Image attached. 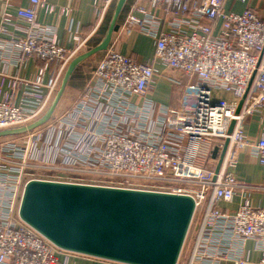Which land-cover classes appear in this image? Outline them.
Masks as SVG:
<instances>
[{
    "label": "built area",
    "instance_id": "obj_1",
    "mask_svg": "<svg viewBox=\"0 0 264 264\" xmlns=\"http://www.w3.org/2000/svg\"><path fill=\"white\" fill-rule=\"evenodd\" d=\"M115 1H94L98 24ZM227 1L148 0L149 6L138 4L124 30L137 27L139 33L154 38L155 61H138L109 48L93 71L88 89L55 121L58 127L44 136L38 134L36 142L26 147L0 150V264H60V255L71 253L19 217L24 186L32 179L190 195L196 203L195 215L212 188L188 264H264V208L251 200L252 193H264V184L241 181L234 173L246 149L264 165V138L249 143L245 134L251 116L259 115L264 123V18L250 7L241 13L226 10ZM29 2L16 15L7 11L1 15L0 34L8 35L16 21L25 26H16L21 34L0 39V54L10 49L19 65L29 58L44 65L35 79L11 78L6 92L0 85V131L27 127L41 118L67 65L88 41L77 35L72 46H64L55 30L38 20L40 8L52 11V7L46 0ZM162 21L168 32L158 29ZM228 46L242 48L230 53V59L248 68L241 83L237 71L212 66ZM181 47L190 49L189 53L181 54ZM53 64L57 69L45 81ZM159 64L188 77L178 108L156 109L147 99L141 104L133 102L136 97H147L155 77L161 75ZM34 131L19 136L31 140ZM29 171L32 176L25 181ZM236 198L241 200L236 212L219 207ZM248 241H254L260 252L256 261L246 252Z\"/></svg>",
    "mask_w": 264,
    "mask_h": 264
},
{
    "label": "water",
    "instance_id": "obj_2",
    "mask_svg": "<svg viewBox=\"0 0 264 264\" xmlns=\"http://www.w3.org/2000/svg\"><path fill=\"white\" fill-rule=\"evenodd\" d=\"M126 1H117L103 40L70 62L44 116L27 127L0 131V137L31 132L50 120L76 67L108 49ZM228 142L219 155L216 174ZM211 191L209 188L182 264H188ZM195 212L190 195L39 179L26 182L18 209L23 222L59 249L123 264H179Z\"/></svg>",
    "mask_w": 264,
    "mask_h": 264
},
{
    "label": "crops",
    "instance_id": "obj_3",
    "mask_svg": "<svg viewBox=\"0 0 264 264\" xmlns=\"http://www.w3.org/2000/svg\"><path fill=\"white\" fill-rule=\"evenodd\" d=\"M94 1L95 0H46V5L51 6L52 11L48 10L46 7L40 8L38 10V20L43 26L55 30L57 37L66 47L72 46L74 37L77 35L88 39L87 43L89 48L95 47L103 40L112 16L109 17V14L106 13L104 19L98 24L94 12ZM117 1L118 0H116L112 6H116ZM142 2H144L146 6H149L148 0L126 1L118 18L117 26L108 49L115 48L121 54L138 61L154 62L157 51L154 38L139 33L137 27H131L129 29V34H126L124 30L128 16L132 13L134 8ZM29 6V0H0V17L6 11L16 15L18 8ZM247 7L254 9L264 18V0H249L245 3L237 2L235 4L229 0L225 4L226 10L234 8L239 13ZM15 24L20 28L25 26V23L22 21H16ZM16 26H10L8 28V35L0 34V39H9L11 35L21 34ZM167 28L165 24L163 29L165 30ZM189 50L188 48L181 47L179 52L181 54H187ZM241 50L242 48L239 46L238 48H230V46H228L220 52L216 62H212V66L220 71H230V69L237 71L236 78L238 83L243 81L248 68L246 64H242L239 60L234 58L230 59V53L234 55V53H238ZM105 53V51L97 53L76 67L52 114V118L54 117L56 119L64 116L67 110H69L75 101L82 95L87 84L89 85L92 82V74L89 75L90 69H88V67H90L88 66L90 65L89 61L91 62L92 59L99 60L100 55H104ZM16 57L15 53L10 49L4 50V52L0 54V85L3 84L4 92L8 91V84L11 78L35 79L39 69L44 65L42 61L36 58H29L26 64L19 65L17 64ZM157 68L161 75H158L159 78L154 82L147 97L144 99L136 97L133 99V102L141 104L143 100L147 99L154 104L156 109L161 106L178 108L181 93L176 83L180 82L184 85L188 82V77L177 70L165 68L160 64L157 65ZM56 69V64L51 65L46 72L44 80L47 81ZM87 69L89 71H87ZM66 108L68 109L66 110ZM245 134L249 143H257L258 140L264 138V123H262L259 115H253L247 119ZM234 173L241 181L253 184H264V165L260 164L259 159L251 153L250 149H246L240 153ZM251 200L255 206L264 208V193H252ZM240 203L241 200L236 198L231 203L221 202L219 207L222 210L233 213L237 211ZM246 252L251 261H256L260 257V252L255 249L254 241H248L246 243ZM60 264H108V262L75 253H65L60 255Z\"/></svg>",
    "mask_w": 264,
    "mask_h": 264
},
{
    "label": "rangeland",
    "instance_id": "obj_4",
    "mask_svg": "<svg viewBox=\"0 0 264 264\" xmlns=\"http://www.w3.org/2000/svg\"><path fill=\"white\" fill-rule=\"evenodd\" d=\"M139 4H140V3H139ZM141 4L145 5L144 2H142ZM114 9H115V5L112 6L111 8H109V10H108V12H107V13L109 14V17L112 16ZM157 27H158V29L161 30V31H165V32H168V31H169L168 28L165 29V30L163 29V28L165 27V23H164L163 21L160 22V23L157 25ZM125 32H126V34H129V33H130V30H126ZM162 38H167V36L163 35ZM88 46H89V45H88V43H87L86 48L83 49L80 53H77V54L75 55L74 58H76L77 56H79V55H81V54H83V53H85V52H87V51H89L90 49L93 48V47H92V48H89ZM106 51H107V50H106ZM106 51H105V52H106ZM103 56H104L103 54L100 55L99 60H97V59H92L91 62L89 61V64H90V65H88V66H90V67H88V69H90V71L87 69V71H89V75L93 73V71L95 70V68H96V66H97V64H98V62L101 60V58H102ZM72 60H73V59H72ZM72 60H71V61H72ZM69 64H70V62H69ZM69 64H68V65H69ZM68 65H67V67H68ZM67 67H66V69H67ZM86 68H87V67H86ZM66 69H65L64 72H63L62 78H63V76H64V74H65ZM85 73H87V72H85ZM62 78H61V79H62ZM157 78H159L158 75L155 77V81H156ZM61 81H62V80H61ZM61 81H60V83H61ZM176 85L178 86V89H179L180 93H182L183 85H182L180 82H177ZM59 86H60V84H59ZM58 89H59V87H58ZM86 89H88V84H87V86L85 87L84 90H86ZM57 91H58V90H57ZM56 93H57V92H56ZM56 93H55V94H56ZM55 94H54V96H55ZM54 96L52 97V100H53ZM52 100L50 101L49 106H50ZM49 106H48V108H49ZM48 108H47V110H48ZM67 109H68V108H66V110H67ZM47 110H46V111H47ZM66 110H65V111H66ZM69 110H70V109H69ZM69 110H67V112H68ZM45 113H46V112H45ZM45 113H44V114H45ZM44 114L41 116V118L44 116ZM66 114H67V113H66ZM56 115H57V114H56ZM54 116H55V114H54ZM41 118H39V119H41ZM51 118H52V117H51ZM39 119H38V120H39ZM58 119H59V118H56V119H55V118L53 117L52 119L48 120L45 124H43V125H41L40 127L34 129V130H35V131H34V132H35V136H34L31 140L29 139V136H27V135L22 136V137H20L19 135L0 137V150L5 149V148L8 147V146L22 145L23 147H26V146L28 145V143L33 144L34 142H36V139L39 137V136L37 137L38 134H41V135L44 136V135L47 133V131H48L49 129H52V128L56 127V126L58 127L59 123L54 124L55 121L58 120ZM38 120H37V121H38ZM31 147H33V145H32ZM32 173H33V172L29 171V172L24 176V180L27 181V180L32 176ZM198 216H199V214H196L195 217H194V219H193V222H192V225H191L190 231H189L188 236H187V239H186V243H185V245H184V248H183V251H182V254H181V257H180L179 264H182V262H183V258H184V255H185V253H186V250H187V248H188V245H189L190 239H191V237H192V234H193V231H194V228H195V225H196V222H197Z\"/></svg>",
    "mask_w": 264,
    "mask_h": 264
},
{
    "label": "trees",
    "instance_id": "obj_5",
    "mask_svg": "<svg viewBox=\"0 0 264 264\" xmlns=\"http://www.w3.org/2000/svg\"><path fill=\"white\" fill-rule=\"evenodd\" d=\"M217 153V152H216Z\"/></svg>",
    "mask_w": 264,
    "mask_h": 264
}]
</instances>
